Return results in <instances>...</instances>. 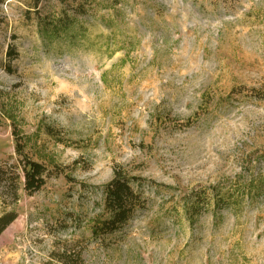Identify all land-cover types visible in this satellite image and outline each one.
<instances>
[{"label": "rangeland", "instance_id": "obj_1", "mask_svg": "<svg viewBox=\"0 0 264 264\" xmlns=\"http://www.w3.org/2000/svg\"><path fill=\"white\" fill-rule=\"evenodd\" d=\"M34 2L0 0V264H264V0Z\"/></svg>", "mask_w": 264, "mask_h": 264}, {"label": "trees", "instance_id": "obj_2", "mask_svg": "<svg viewBox=\"0 0 264 264\" xmlns=\"http://www.w3.org/2000/svg\"><path fill=\"white\" fill-rule=\"evenodd\" d=\"M38 1L35 0L34 4H37ZM53 26H57L55 28L59 29L61 24ZM20 164L23 174V188L28 193L38 190L44 183V165L28 157H25ZM104 195L109 215L102 222L99 230L100 232H112L132 216L137 205V197L130 188L128 180L118 173L105 185ZM13 218L12 213H5L0 216V232Z\"/></svg>", "mask_w": 264, "mask_h": 264}]
</instances>
